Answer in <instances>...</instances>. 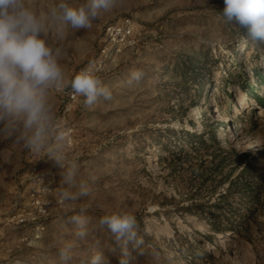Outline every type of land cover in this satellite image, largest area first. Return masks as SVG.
<instances>
[{
  "label": "rangeland",
  "instance_id": "1",
  "mask_svg": "<svg viewBox=\"0 0 264 264\" xmlns=\"http://www.w3.org/2000/svg\"><path fill=\"white\" fill-rule=\"evenodd\" d=\"M223 9V0H120L91 29L66 36L68 80L94 61L108 24L129 20L134 45L97 72L111 102L87 109L66 98L70 88L49 97L89 197L64 201L63 170L46 151L0 135V264H92L96 255L120 264L125 251L129 264H264V39ZM133 71L143 76L129 84ZM35 202L41 241L7 253L15 232L2 220ZM119 211L136 216L139 246L99 224Z\"/></svg>",
  "mask_w": 264,
  "mask_h": 264
},
{
  "label": "clouds",
  "instance_id": "2",
  "mask_svg": "<svg viewBox=\"0 0 264 264\" xmlns=\"http://www.w3.org/2000/svg\"><path fill=\"white\" fill-rule=\"evenodd\" d=\"M120 0H53L42 6L40 0H0V135L35 152L46 151L49 160L63 170L65 186L61 198L66 202L89 197L91 187L80 182L79 166L68 163L65 148L67 135L59 129L54 106L50 102L53 90L71 91L82 98L85 108L93 109L113 100L112 89L106 85L94 65L81 69L66 79L62 61L66 50L61 43L70 32L93 27L102 13L112 12ZM223 15L248 29L255 39H264V0H223ZM55 32V40L52 33ZM141 71H133L128 83L138 82ZM92 171L88 180L95 182ZM80 229L86 221L72 217ZM99 224L106 227L117 242L143 243L138 237L136 216L127 211L103 215ZM77 235L83 237L81 230ZM69 248L61 249L62 260L70 259ZM120 264H129L128 253ZM101 256L92 264H100Z\"/></svg>",
  "mask_w": 264,
  "mask_h": 264
},
{
  "label": "built area",
  "instance_id": "3",
  "mask_svg": "<svg viewBox=\"0 0 264 264\" xmlns=\"http://www.w3.org/2000/svg\"><path fill=\"white\" fill-rule=\"evenodd\" d=\"M103 36V43L94 61L91 63L99 69L100 72L111 65L115 58L121 55L124 50L130 49L134 45L132 26L127 19L105 26ZM65 96L73 102L76 100L77 95L69 91ZM35 206H38L37 202L32 203L33 211L26 215L16 211L6 213L5 218L2 220L3 224L7 227L5 231L15 232L13 236L11 235L7 237L8 239H5L6 246L8 247L7 253H19L27 248H33L35 244L41 241L42 213L39 206L37 210Z\"/></svg>",
  "mask_w": 264,
  "mask_h": 264
},
{
  "label": "bare ground",
  "instance_id": "4",
  "mask_svg": "<svg viewBox=\"0 0 264 264\" xmlns=\"http://www.w3.org/2000/svg\"><path fill=\"white\" fill-rule=\"evenodd\" d=\"M241 96V95H240ZM243 102H244V99L241 97V98H239V100H238V103H236V104H238L239 106H238V109L239 110H243V108H242V104H243ZM212 248H207L206 250L207 251H210Z\"/></svg>",
  "mask_w": 264,
  "mask_h": 264
}]
</instances>
